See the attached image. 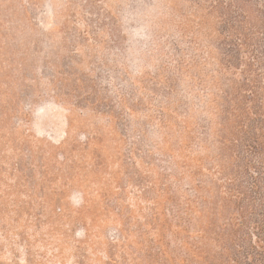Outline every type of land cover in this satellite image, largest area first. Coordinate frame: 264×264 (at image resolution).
Segmentation results:
<instances>
[{
  "label": "rangeland",
  "instance_id": "374dc122",
  "mask_svg": "<svg viewBox=\"0 0 264 264\" xmlns=\"http://www.w3.org/2000/svg\"><path fill=\"white\" fill-rule=\"evenodd\" d=\"M219 27L204 0H0V264H219Z\"/></svg>",
  "mask_w": 264,
  "mask_h": 264
},
{
  "label": "trees",
  "instance_id": "16d2710c",
  "mask_svg": "<svg viewBox=\"0 0 264 264\" xmlns=\"http://www.w3.org/2000/svg\"><path fill=\"white\" fill-rule=\"evenodd\" d=\"M204 1L220 22L222 67L243 76L234 92L223 91L222 111L239 125L228 187L238 217L217 231L216 258L219 264H264V0ZM252 74L259 79L251 82Z\"/></svg>",
  "mask_w": 264,
  "mask_h": 264
}]
</instances>
